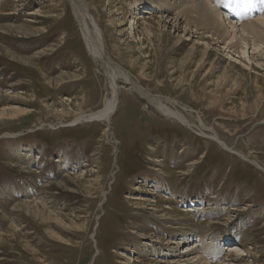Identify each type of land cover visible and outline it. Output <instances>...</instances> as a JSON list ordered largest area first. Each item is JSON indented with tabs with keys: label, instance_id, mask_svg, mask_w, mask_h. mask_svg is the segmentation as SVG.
<instances>
[{
	"label": "rangeland",
	"instance_id": "1",
	"mask_svg": "<svg viewBox=\"0 0 264 264\" xmlns=\"http://www.w3.org/2000/svg\"><path fill=\"white\" fill-rule=\"evenodd\" d=\"M246 1L82 0L110 62L190 130L122 78L111 122L81 119L111 85L71 0H0V264H189L208 245V264H264V172L239 156L264 168V44L181 15L262 27Z\"/></svg>",
	"mask_w": 264,
	"mask_h": 264
},
{
	"label": "bare ground",
	"instance_id": "2",
	"mask_svg": "<svg viewBox=\"0 0 264 264\" xmlns=\"http://www.w3.org/2000/svg\"><path fill=\"white\" fill-rule=\"evenodd\" d=\"M71 2H72L75 16L77 18V21L79 23V26H80V29H81V32L84 38V42L87 47V52L89 53V55L93 58L95 62L101 63L107 68L106 69L107 75H108V79L111 85V97L106 101L104 108H102L100 111L96 113H93L92 115L84 116L81 119L104 121L106 124H109V122H111L110 120L112 116L114 115V113L116 112L118 108L119 93H120L118 81L120 78H122L125 81H127V83H131L133 85V90L136 93H138V95H140L145 101L153 105L164 116L174 121H177L182 126L187 127L190 130H194V126L181 113L172 111L167 106V104L162 98L153 96L143 91L138 86V84L134 82L133 79H131V76L129 75V73L125 72V70L121 68H118V66L116 67L110 62L107 56V51L105 48V42L103 40V35L101 33V30L98 28L94 17L92 16V14H90L87 7L83 4L82 0H71ZM240 2L242 1H239V3ZM246 2H248V0ZM256 3L259 4L260 8L261 7L264 8V0H256ZM210 7L206 6L204 3L199 4L195 8L190 7L193 9V11H191L192 9H189L185 14H181L183 15L184 23H186L188 28L189 27L194 28V29L198 28L199 30L201 27L200 30L204 29L207 32H211L212 35L218 36L219 37L218 39L228 38V35L230 34L229 32L230 30L234 34L231 42H233L234 40L235 41L237 40L235 43L236 45L234 47L238 45V42L244 43V45H249L248 43L250 42L248 40L249 38H251V40L253 38L255 41L261 42L264 44V15L262 18L259 19V22H258L259 24L262 25V27L256 25V23H250L248 26L244 24V27H240L241 29H239L238 27L242 26V24L241 25L238 24L239 21L238 22L232 21V20L229 21L228 18L225 17L220 12H219L218 18H217V15L216 17L214 16L213 18L212 8ZM250 7L251 6L242 3L241 4L242 12L243 10H245L242 14L244 15L246 14V12L250 11ZM225 22H228L230 27H227ZM211 133H212L211 135L201 133V136L205 137L208 140L210 139L211 141L218 143V145L222 146L225 150H228L232 153H236L224 141H222L216 133L214 132H211ZM237 154L239 153L237 152ZM239 156L243 160L248 161L252 163L253 165L257 166L258 169L264 172V168L261 165H259L257 161L251 160L245 157V155L243 154H239ZM135 200H139V199H135ZM191 240L192 238H190V242H193ZM207 247L209 248L207 249ZM207 247L204 250L206 254H203L202 257L195 256L194 259L196 260L193 259L191 263L189 264H199L202 262L203 264H208V261L213 262L215 260V257L220 256L218 250L214 251V249H211L209 245ZM228 249H226V251H228ZM229 251H231V249H229Z\"/></svg>",
	"mask_w": 264,
	"mask_h": 264
}]
</instances>
